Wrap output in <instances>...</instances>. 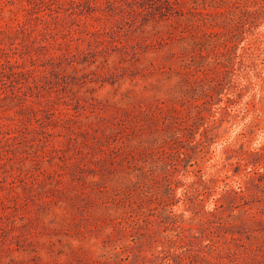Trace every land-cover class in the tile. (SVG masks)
I'll use <instances>...</instances> for the list:
<instances>
[{"label":"rangeland","instance_id":"1","mask_svg":"<svg viewBox=\"0 0 264 264\" xmlns=\"http://www.w3.org/2000/svg\"><path fill=\"white\" fill-rule=\"evenodd\" d=\"M0 264H264V0H0Z\"/></svg>","mask_w":264,"mask_h":264}]
</instances>
